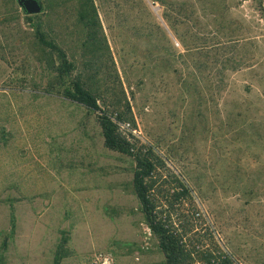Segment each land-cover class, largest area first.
Here are the masks:
<instances>
[{"label":"rangeland","instance_id":"1","mask_svg":"<svg viewBox=\"0 0 264 264\" xmlns=\"http://www.w3.org/2000/svg\"><path fill=\"white\" fill-rule=\"evenodd\" d=\"M11 1L0 0V264H53L64 238L62 264L162 262L134 193V159L105 146L95 113L47 93L49 50ZM164 1L95 0L112 52L108 74L96 79L108 102L130 101L131 130L122 129L164 160L155 193L163 208L182 181L190 193L171 209L174 220L215 231L240 264H264V0ZM164 12L189 44L195 33L210 45L239 40L235 67L205 70L218 77L214 85L205 77L202 101L182 85L193 56ZM44 18L80 63L73 7ZM222 73L230 76L225 88Z\"/></svg>","mask_w":264,"mask_h":264},{"label":"trees","instance_id":"2","mask_svg":"<svg viewBox=\"0 0 264 264\" xmlns=\"http://www.w3.org/2000/svg\"><path fill=\"white\" fill-rule=\"evenodd\" d=\"M42 1L44 11L31 15L25 13L17 5V0L11 1V4L16 5L19 11L21 8L26 19L32 24L38 46L49 50V54L45 57L52 79L49 81V87L46 91L47 93H54L55 90L66 99L83 105L95 113L102 129L105 146L111 150L130 155L134 159L136 163L133 176L134 193L139 200L144 220L156 239V246L164 256L162 262L155 264H240L234 254L222 244L215 231L210 229L208 234H199L196 231L198 227L196 224L187 227L174 220L171 209L174 210L178 201L183 203L190 193V189L182 181L177 180L178 185L175 187L171 199L167 200L166 205L164 204L166 209L163 208V204L159 203L155 193L161 178L159 170L164 164V160L156 153L152 145H139L138 139L132 132L122 129L124 121L133 120L130 101L126 97L125 104L122 103L121 99L108 102L109 92L102 91L100 81L96 79L99 75L108 74L107 64L104 60L107 59V55L112 57V52L103 30L95 0ZM161 2L166 5L164 0ZM65 6H72L75 13V25L79 29L83 50V60L80 63L76 59L70 58L67 51L60 45L53 28L46 26L47 20L44 17L48 16V12ZM262 10L264 17V7ZM180 17L187 19L182 12ZM162 18L173 30L187 53L193 56V66H191L193 76L190 79L185 78L182 85L187 90H193L199 96L196 99L202 101L201 83L203 84L205 77H207V80L212 78V85H214L216 83L214 79L218 77L208 76L205 70L222 68L229 72L230 67H235L236 60L232 58L230 53H234L238 49L239 40L230 38L210 45L203 41L204 33H195L193 43L189 44L186 42L185 33L178 29L176 18H171L168 12H164ZM228 47L234 48V50H228ZM211 50L215 51L213 52L215 54L212 55L213 59H209L208 56ZM180 56L184 55L181 54ZM236 71L238 70L236 69ZM219 75L218 84L222 85L223 88L227 87L230 76L227 73ZM225 81L226 84L224 85ZM179 187L180 189H178ZM197 213L196 210L192 212L195 218ZM10 225L8 235L13 236L17 227V217L13 204L11 205ZM194 230L195 232H193ZM191 232H193L192 236H188ZM67 242V238H64L58 245L53 264H62L68 255Z\"/></svg>","mask_w":264,"mask_h":264},{"label":"water","instance_id":"3","mask_svg":"<svg viewBox=\"0 0 264 264\" xmlns=\"http://www.w3.org/2000/svg\"><path fill=\"white\" fill-rule=\"evenodd\" d=\"M20 7L25 13L38 14L44 11V4L42 0H17Z\"/></svg>","mask_w":264,"mask_h":264},{"label":"built area","instance_id":"4","mask_svg":"<svg viewBox=\"0 0 264 264\" xmlns=\"http://www.w3.org/2000/svg\"><path fill=\"white\" fill-rule=\"evenodd\" d=\"M123 126H127V128H129L130 129V123L129 122H124V124H122ZM131 130V129H130Z\"/></svg>","mask_w":264,"mask_h":264}]
</instances>
